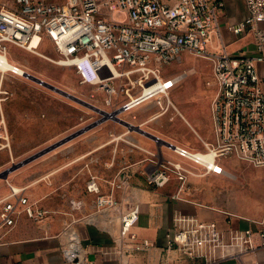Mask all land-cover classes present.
<instances>
[{
  "label": "built area",
  "instance_id": "1",
  "mask_svg": "<svg viewBox=\"0 0 264 264\" xmlns=\"http://www.w3.org/2000/svg\"><path fill=\"white\" fill-rule=\"evenodd\" d=\"M14 1L15 5L10 6L0 0V72L29 78L30 72L10 58V47L36 52L49 42L58 54L55 63L75 66L83 84L105 92L104 104L109 107L110 120L119 121L122 112L169 97L184 72L169 75L165 68L181 62L184 54L210 61L213 137L201 138L203 146L198 149L167 142V149L174 155L161 149L149 151L145 158L149 166L143 169L149 186L163 188L177 180L178 187L170 198L195 203L190 191L198 186L193 180L225 174L227 159L234 157L251 166L264 167V88L257 67L264 62V0H244L247 17L229 27L236 36L253 35L258 52L254 56L226 49L219 23L226 0ZM5 94L8 91L2 89L0 81V105ZM173 105L168 101L167 106ZM155 140L161 142L159 136ZM8 141L1 113L0 150L9 146ZM97 179L91 174L87 189L97 194L98 207L116 209L117 198L112 192L102 193ZM8 186L9 192L0 198V244L22 215L40 222L50 214V210L25 194V187L10 181ZM138 212L139 207L132 205L120 214L122 233L132 241L137 239L132 228ZM259 233L264 239V229ZM253 234L250 228L224 231L214 220L177 211L167 237L168 247L177 248L184 258L196 264H216L241 260L252 252L256 247ZM149 244L144 240L136 247ZM65 255L67 260L82 264L75 261V249H67Z\"/></svg>",
  "mask_w": 264,
  "mask_h": 264
},
{
  "label": "crops",
  "instance_id": "2",
  "mask_svg": "<svg viewBox=\"0 0 264 264\" xmlns=\"http://www.w3.org/2000/svg\"><path fill=\"white\" fill-rule=\"evenodd\" d=\"M4 1L15 5L14 0ZM247 15L244 0H226L219 23L229 52L254 56L258 52L253 35L236 36L229 30L231 24ZM257 67L264 88V62ZM210 73L212 79V69ZM157 103L149 101L130 112H122L119 121L108 120L82 132L11 172V183L25 187V194L50 210V214L40 222L22 215L0 244V264H75L65 255L71 248L77 252L75 261L82 264H196L184 258L177 248L168 247L167 234L172 230L177 211L214 220L224 231L231 228L254 231L256 247L252 252L241 260L228 259L216 264H264L261 246L264 239L259 233L264 229V167H254L234 157L227 159L225 174L193 180L197 186L210 190L209 194L196 198L195 203L170 198L178 187L177 180L163 188L149 186L143 172L149 166L145 160L149 151L161 149L174 155L167 149V142L198 149L203 146L197 145L198 139L213 137L211 113L209 123L186 119L196 139L181 135L186 141L179 142L164 137L159 116H155ZM98 106L109 110L105 104ZM99 116L97 113L95 119ZM157 136L159 143L155 140ZM84 145L91 147L81 148ZM91 174L97 175L102 193L115 195L116 209L98 207L97 194L87 189ZM112 181L119 185L114 187ZM133 204L139 207L132 228L136 241L122 233L120 219L121 212ZM144 240L150 244L137 248L136 244Z\"/></svg>",
  "mask_w": 264,
  "mask_h": 264
},
{
  "label": "rangeland",
  "instance_id": "3",
  "mask_svg": "<svg viewBox=\"0 0 264 264\" xmlns=\"http://www.w3.org/2000/svg\"><path fill=\"white\" fill-rule=\"evenodd\" d=\"M10 58L31 74L84 101L94 105L104 104L105 92L98 91L92 84H83L75 66L59 65L53 61L58 58V54L49 42L43 43L36 52L11 46ZM190 68L194 71L189 72L170 92L174 105L157 117L164 137L179 142L186 141L181 135L190 139L197 138L186 119H196L202 124L210 122V102L214 91L213 84L208 83L211 81L210 61L186 53L181 62L175 61L165 69L167 74L177 75ZM0 81L2 89L8 91L0 105V115H4L9 134V146L0 150V172L29 156L41 153L61 141L60 138L97 120V113L93 109L69 97L65 98L32 78L0 72ZM63 100L67 101V112L63 114L66 119L60 120L59 111ZM156 100L158 103L154 111L157 113L166 108L167 99L162 97ZM175 105L182 115L177 112ZM196 143L201 145L202 141L198 139ZM90 147L84 145L81 148ZM9 175L0 179V195L9 190ZM209 192L205 186L200 185L190 191V196L199 199Z\"/></svg>",
  "mask_w": 264,
  "mask_h": 264
},
{
  "label": "water",
  "instance_id": "4",
  "mask_svg": "<svg viewBox=\"0 0 264 264\" xmlns=\"http://www.w3.org/2000/svg\"><path fill=\"white\" fill-rule=\"evenodd\" d=\"M28 76L29 78H32L33 80L39 82L40 84L44 85V86H47L53 90H56L58 92H61L63 93L64 95H66L67 97L81 103V104H84L85 106H88L89 108L93 109L94 111H96L100 116L97 120H95L94 122H92L91 124L87 125V126H84L83 128L80 129V132H85L87 130H90L91 128L99 125V124H102L112 118H110L109 116V112L107 110H104L102 108H99V107H96L95 105H93L92 103L90 102H87V101H84L82 99H80L79 97L77 96H74L72 94H70L69 92L65 91V90H62L61 88L53 85V84H50L48 83L47 81L43 80L42 78H39L31 73H28ZM120 112L119 110H117V113ZM114 120V119H113ZM115 121H118L117 119H115ZM73 137H75V134H71L65 138H63L61 141H59L57 144L47 148L46 150L42 151L41 153H37V154H34L32 156H29L28 158H25L24 160L16 163L15 165L9 167L8 169H6L4 172L1 173V177L3 176H8L10 172H12L13 170L29 163L30 161H32L33 159L37 158L38 156H40L41 154L47 152V151H50L51 149L59 146L60 144L62 143H65L69 140H71Z\"/></svg>",
  "mask_w": 264,
  "mask_h": 264
},
{
  "label": "flooded vegetation",
  "instance_id": "5",
  "mask_svg": "<svg viewBox=\"0 0 264 264\" xmlns=\"http://www.w3.org/2000/svg\"><path fill=\"white\" fill-rule=\"evenodd\" d=\"M49 88V87H48ZM51 89V88H50ZM51 90H53V89H51ZM53 91H55V92H57V93H59V94H61V95H63L65 98L67 97L66 95H64L63 93H61V92H58V91H56V90H53ZM61 108H60V120L61 119H63V118H65L66 119V116H64V115H66V112H67V101L66 100H63L62 102H61ZM96 112V111H95ZM64 114V115H63ZM64 130H66V129H64ZM82 132H80V129L79 130H77V131H74V132H72V134H75V136H77V135H79V134H81ZM61 134V132L59 133V135ZM71 135V134H70ZM66 137V136H65ZM65 137H62V138H60L61 140L63 139V138H65Z\"/></svg>",
  "mask_w": 264,
  "mask_h": 264
},
{
  "label": "bare ground",
  "instance_id": "6",
  "mask_svg": "<svg viewBox=\"0 0 264 264\" xmlns=\"http://www.w3.org/2000/svg\"><path fill=\"white\" fill-rule=\"evenodd\" d=\"M192 71H194L192 68H190V70L188 71V70H186L185 72H184V78L187 76V74L189 73V72H192ZM160 98H162V97H160ZM166 99H167V102H166V108H164L163 109V111H161V112H157L156 114H155V116H161L162 114H164L166 111H168L169 109H170V106H167V104H168V101H172L171 100V98H170V96L169 97H166ZM175 107H176V105H175ZM176 110H177V112L180 114V115H182L181 114V112L178 110V108L176 107ZM153 117V116H152ZM184 118V117H183ZM185 119V118H184Z\"/></svg>",
  "mask_w": 264,
  "mask_h": 264
}]
</instances>
